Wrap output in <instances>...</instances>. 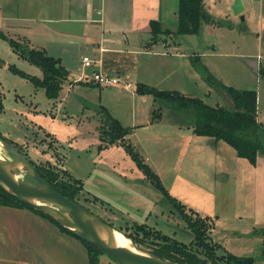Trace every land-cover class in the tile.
<instances>
[{
	"label": "rangeland",
	"instance_id": "1",
	"mask_svg": "<svg viewBox=\"0 0 264 264\" xmlns=\"http://www.w3.org/2000/svg\"><path fill=\"white\" fill-rule=\"evenodd\" d=\"M233 1L203 0L212 19L225 25L203 22L197 34L166 35L174 42L167 51L161 44L146 51L130 44L126 52L129 88L122 83L101 87L94 83L92 74L98 69V63L82 68V57L97 61L99 55L86 49L85 44L66 46L49 42L48 34L53 35L61 24L51 25L54 30L48 31V24H42L45 32L31 35L26 25H3L0 20V33L6 36L0 37V101L3 104L0 135L8 142H0V161L24 159L36 165L51 163L67 176L79 179L83 191L77 198L78 204L111 224L116 228L113 230L134 235L141 243L139 246L133 243V246L143 252H150L153 245L148 238L136 233L138 225H143L152 234L161 233L189 243L193 235L175 206L148 181L123 146L100 140V129L106 124L105 115L98 112L101 105L122 126L130 128L124 141L135 147L168 193L183 204L178 196L188 198L192 204H185L187 208L212 221V241L233 254L252 256L255 264H264V228L258 226L248 236L235 232L244 222H252L254 213L251 212L241 215V219L233 216L246 207L241 196L247 197V187L252 185L254 189L253 184L238 180L233 196L226 195L218 187L221 216L215 221L216 212L205 213L201 206L208 207L212 203L206 199L203 190L204 187L209 190L200 175L204 163L200 157L192 156L191 150L181 156L174 136L178 130L176 125L184 124L185 128L191 115L136 90L138 83H144L157 89L178 90L211 106H227L228 99L220 85L255 89L259 96L258 118L264 124V79L260 74L264 71V0H242L244 11L241 15H234L231 10ZM16 3L19 4V0H6V8L10 10ZM147 3L152 4L151 1ZM161 3L162 13L168 16L166 28L174 31L176 17L173 12L177 10L178 0H161ZM9 39L20 44L18 50ZM29 49L43 50L55 58H62L63 62L65 58L71 67L68 80L83 78L89 81L86 85L85 82L74 84L69 81L71 86L64 83L63 91L68 87L69 92L63 99L48 98L44 88L29 78L42 76L38 66L21 56ZM194 54L199 56L197 60ZM10 66L29 77L11 70ZM209 75L215 80L208 78ZM63 91L59 96L64 94ZM19 179L26 184L35 183L30 172L20 175ZM260 193L258 210L264 213V194ZM226 196L230 198L228 203ZM231 203L233 209L226 212L223 208L230 207ZM262 217L264 220V215ZM50 223L49 229L46 225L39 227L16 213L0 210V264H89L85 246L82 244L83 250L79 247L82 242L77 239L76 248L64 243L58 237L56 228H59ZM22 240L34 245L26 249ZM220 252L222 249L218 250ZM100 259L98 264H117L104 254L99 255Z\"/></svg>",
	"mask_w": 264,
	"mask_h": 264
},
{
	"label": "trees",
	"instance_id": "2",
	"mask_svg": "<svg viewBox=\"0 0 264 264\" xmlns=\"http://www.w3.org/2000/svg\"><path fill=\"white\" fill-rule=\"evenodd\" d=\"M203 22H215L225 25L222 21L212 19L204 7L203 0H178L175 30L173 32L168 29L163 30L159 21L151 20L149 21L151 39L155 43L162 35L197 34L200 32ZM0 37L6 38L3 33H0ZM9 42L18 50L20 45L18 42L13 39H9ZM21 56L26 57L31 63L38 66L42 71V76L29 77L15 67L10 66L9 68L29 77L36 85L42 86L48 98H58L63 84L68 80V72L60 63V60L38 49H29L26 54H21ZM194 59L197 60L198 57H194ZM260 74L264 79L263 70L260 71ZM208 78L215 80L212 75H209ZM220 88L228 99L227 106H211L197 97L187 96L177 90H161L144 83H138L136 90L140 94L153 96L155 101H165L172 108L191 115L190 122H186V124L192 128L195 135L207 136L215 141L222 140L226 142L235 149L238 157L244 158L254 165L258 154L260 152L264 154V124L257 120V91L255 89H237L226 85H220ZM230 102L232 110L229 109ZM2 110L3 104L0 101V111ZM98 112L103 113L106 118V124L100 129V140L105 144L116 143L123 146L148 181L175 206L186 227L193 235L189 243H183L161 233L152 234L146 231L143 225H138L136 233L148 238L153 245L150 253L178 264H255V259L252 256L233 254L225 250L222 245L212 241L210 238V230L213 227L212 221L207 216H200L198 212L187 208L185 204L172 197L162 185L159 176L145 162L135 147L124 141V137L130 133V128L122 126L101 105ZM155 116L153 109L152 118ZM0 141L5 144L8 143L2 135H0ZM28 162L53 189L78 203L77 198L83 191V185L79 179L67 176L64 171L54 168L51 163L36 165L31 160H28ZM0 206L28 209L49 220L61 232L72 235L82 242L87 251L89 264H98L99 255L103 254L102 251L82 240L58 220L21 201L2 184H0ZM109 225L114 228L111 224ZM117 230L122 232L132 243L140 245L141 242L134 235L120 229ZM220 249H222V252L218 253Z\"/></svg>",
	"mask_w": 264,
	"mask_h": 264
},
{
	"label": "crops",
	"instance_id": "3",
	"mask_svg": "<svg viewBox=\"0 0 264 264\" xmlns=\"http://www.w3.org/2000/svg\"><path fill=\"white\" fill-rule=\"evenodd\" d=\"M148 1H151L152 4H148ZM173 13L176 17V10ZM4 14L5 16L3 17ZM167 17L165 13H162L161 0H26L25 3L24 0H19V4L16 3L10 10L6 8V0H0V20H2L3 25L9 24L17 27L26 25L31 35H34L36 32L44 31L42 24H48L46 25L47 31L51 29V25L56 27L61 24L59 28H56L57 31L51 29L54 32L52 33L53 35H50L51 33L48 34L49 42L66 46L78 43L85 44L86 49L94 50L98 53V69L117 75L120 78L124 77L125 81L126 52L130 44H134L138 49L141 48L142 51L152 50L156 44H161L164 45L163 48L167 51L170 43H174L169 36H175V34H171L168 37L162 35L155 43L151 39L149 21H159L163 29H169L166 28L168 24ZM169 30L173 32L172 29ZM30 37L34 39V36ZM175 54L179 53L175 52ZM193 56L199 58L195 54ZM58 59L67 70L69 76L70 65L65 62V58L64 62L62 58ZM81 66L82 68L84 67L82 63ZM79 76L80 78L82 77L81 74ZM69 81L76 84L86 83L89 80L82 78ZM69 81L65 83L67 86H71ZM63 92L64 94L59 96L61 99L69 92L68 87ZM258 97L257 91V120L260 121L258 118ZM149 124L152 123L149 121ZM183 126L184 124L176 125L178 130L174 135L180 146V155L182 156L185 151L191 150L192 156L200 157L204 163V168L200 171V175L206 183L205 185L209 188L208 190L204 187L203 190L206 199H209L212 205L206 207L201 203L203 211L205 213L216 212L217 218H215V221H218V217L221 214L218 212L217 189L220 188L224 190L226 195L233 196L236 193L235 185L238 180L241 183L249 182L253 184L254 189H252V185L250 188L247 187V197L241 196V201L246 207L241 210V213L239 212L240 214H235L233 217L241 219V215H248L249 212L254 213V216L251 223L244 222L240 229L235 232L248 236L256 231L258 226L264 228L262 217L264 213L258 210L257 203L260 200L259 191L262 193H260L261 195L264 194V154H258L256 164L253 165L248 160L238 157L235 149L226 142L222 140L215 141L207 136L195 135L188 124L185 128ZM178 198L184 204H192L184 196H178ZM229 201L230 198L226 196L225 202L228 203ZM232 204L230 207L223 209L226 212L231 211L233 209ZM195 207L199 208L198 206ZM4 209L13 214L16 213L17 216L25 217V219L32 221L37 226L46 225L48 229L51 227L49 221L28 209L0 206V210ZM261 220L263 223H261ZM56 230L58 237L64 243H69L70 246L76 248L77 238L67 233H62L57 228ZM42 236L44 237L43 234ZM23 244L26 249L34 245L29 241H24ZM81 246L82 243L79 247L83 250ZM41 264L46 263L41 262Z\"/></svg>",
	"mask_w": 264,
	"mask_h": 264
},
{
	"label": "water",
	"instance_id": "4",
	"mask_svg": "<svg viewBox=\"0 0 264 264\" xmlns=\"http://www.w3.org/2000/svg\"><path fill=\"white\" fill-rule=\"evenodd\" d=\"M234 15H241L244 11L242 0H234L231 5ZM243 19V16H241ZM67 83V82H65ZM229 109L232 110V104L229 103ZM2 142V141H0ZM4 143V142H3ZM4 163H21L28 173L32 174L35 180L34 184H26L20 180L13 179L5 170ZM0 184L5 186L21 201L29 206L48 214L61 222L65 227L71 229L78 237L85 242L94 245L102 253L108 256L117 264H178L153 255L150 252H143L139 248L137 251L117 247L109 241H105L93 225H98L111 234L113 228L80 204L61 195L53 189L35 170V168L26 160L15 162L0 161ZM30 199H42L50 201L53 207L40 205L32 202Z\"/></svg>",
	"mask_w": 264,
	"mask_h": 264
},
{
	"label": "bare ground",
	"instance_id": "5",
	"mask_svg": "<svg viewBox=\"0 0 264 264\" xmlns=\"http://www.w3.org/2000/svg\"><path fill=\"white\" fill-rule=\"evenodd\" d=\"M4 158V157H3ZM4 170L15 180H20V175H26L28 171L21 163H4ZM32 202L40 204V205H46L49 207H53L54 204L50 201L42 200V199H30ZM55 207V206H54ZM95 229L100 233L102 238L105 241L111 240L114 245L120 248L128 249L131 251H137L136 247L133 246V243L121 232L115 231L112 229L111 234L108 235V231L106 229L101 228L98 225H93Z\"/></svg>",
	"mask_w": 264,
	"mask_h": 264
},
{
	"label": "built area",
	"instance_id": "6",
	"mask_svg": "<svg viewBox=\"0 0 264 264\" xmlns=\"http://www.w3.org/2000/svg\"><path fill=\"white\" fill-rule=\"evenodd\" d=\"M96 62L98 63V61L90 59L87 56H84L82 58V64L83 66H86V67H91ZM92 81L99 86H117L120 83H122L125 88L130 87L129 82H126L125 80H121L119 76L109 74L108 72L103 71L101 69H97L93 71Z\"/></svg>",
	"mask_w": 264,
	"mask_h": 264
}]
</instances>
